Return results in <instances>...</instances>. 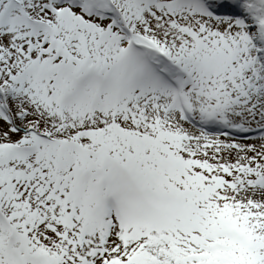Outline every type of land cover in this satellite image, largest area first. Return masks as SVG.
I'll return each mask as SVG.
<instances>
[{
    "label": "snow or ice",
    "instance_id": "6c2138e0",
    "mask_svg": "<svg viewBox=\"0 0 264 264\" xmlns=\"http://www.w3.org/2000/svg\"><path fill=\"white\" fill-rule=\"evenodd\" d=\"M0 264H264V0H0Z\"/></svg>",
    "mask_w": 264,
    "mask_h": 264
}]
</instances>
